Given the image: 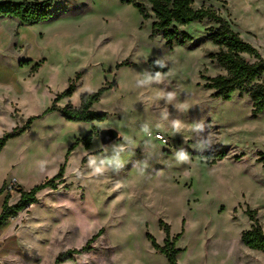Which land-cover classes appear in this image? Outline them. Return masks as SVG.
<instances>
[{"label": "rangeland", "instance_id": "obj_1", "mask_svg": "<svg viewBox=\"0 0 264 264\" xmlns=\"http://www.w3.org/2000/svg\"><path fill=\"white\" fill-rule=\"evenodd\" d=\"M193 1L217 11L264 59V0ZM53 13L33 26L0 18V138L27 128L0 154V214L8 194L10 205L19 201L13 184L30 191L65 168V184L0 228V264H55L101 231L89 251L62 264H168L148 239L164 246L165 226L171 240L181 235L178 264H264L241 242L248 210L264 230V113L253 117L247 94L223 101L205 88L225 74L210 58L218 49L207 30L217 26L179 27L191 44L170 49L151 37L153 17L145 21L123 0H54ZM71 85L72 96L60 98ZM105 87L92 108L107 114L104 122L50 111L78 108ZM104 130L120 139L103 146ZM214 145L227 157L210 165L201 154Z\"/></svg>", "mask_w": 264, "mask_h": 264}, {"label": "trees", "instance_id": "obj_2", "mask_svg": "<svg viewBox=\"0 0 264 264\" xmlns=\"http://www.w3.org/2000/svg\"><path fill=\"white\" fill-rule=\"evenodd\" d=\"M53 1L21 0L19 3L0 2V18L18 20L23 26L37 25L53 16ZM123 2L138 9L145 21L153 17L151 37L162 36L166 46L170 49L191 44L192 38L180 30L179 27L207 21L215 24L216 28L207 30L209 40L218 49L216 54H210V58L216 61L225 74L207 78L204 85L205 88L213 91V97L223 101H230L236 93L247 94L252 103L253 117L257 118L264 113V59L256 48L241 39L240 35L232 29L230 23L223 19L217 11L211 8L196 9L193 0H123ZM146 4L150 6V14L147 12ZM243 56H248L254 59L255 62L249 63ZM110 89L112 88L105 87L96 93L83 95L78 108L68 105L62 111L54 106L50 111H59L67 120L72 122L89 124L104 122L107 119V114L94 112L92 108ZM74 90L75 85H71L60 98H70ZM34 120L35 118L30 119L29 125ZM25 130L27 128L14 130L12 133L3 135L0 138V154L9 140L21 136ZM92 136L93 133L90 132L83 140L86 149L91 147ZM77 145L78 143L73 145L71 150ZM201 155L210 165H216L227 157L226 151L218 145L207 147ZM258 163L264 167V153L259 154ZM64 175L65 168L62 167L53 179L35 186L30 191H24L21 187L14 184L13 190L18 193L19 201L14 205H10L11 196L8 194L5 197L0 214V228L6 226L10 220L17 218L20 213L29 207L37 205L38 195L41 192L45 190L56 191L58 186L65 184ZM4 191V189L0 191V197L4 194ZM246 214L249 216L252 226L249 231L242 234L241 242L249 250L264 254V230L257 220V214L255 211L249 210ZM165 233L167 239L164 246L158 245L150 235H148V239L152 242L154 249L166 257L168 264H178L181 250L176 248V242L181 235L171 240L168 226H165ZM102 234L103 231L90 240L87 246L81 250H69L60 254L55 264L72 261L75 256L89 251L90 246Z\"/></svg>", "mask_w": 264, "mask_h": 264}, {"label": "water", "instance_id": "obj_3", "mask_svg": "<svg viewBox=\"0 0 264 264\" xmlns=\"http://www.w3.org/2000/svg\"><path fill=\"white\" fill-rule=\"evenodd\" d=\"M119 139H120L119 134L113 130H104L100 133V141L103 146L110 145Z\"/></svg>", "mask_w": 264, "mask_h": 264}, {"label": "clouds", "instance_id": "obj_4", "mask_svg": "<svg viewBox=\"0 0 264 264\" xmlns=\"http://www.w3.org/2000/svg\"><path fill=\"white\" fill-rule=\"evenodd\" d=\"M160 78H161V77H160V74H157L155 77H149V80H151V79L159 80ZM169 99H172V94L169 95ZM175 127L179 128L180 125L177 123V124L175 125ZM179 160H181V161H186V160H187V156H186L185 154L181 153V154L179 155ZM90 163H93V164H94V161H91ZM102 170H103L102 168H96V169H95L96 172H101Z\"/></svg>", "mask_w": 264, "mask_h": 264}, {"label": "built area", "instance_id": "obj_5", "mask_svg": "<svg viewBox=\"0 0 264 264\" xmlns=\"http://www.w3.org/2000/svg\"><path fill=\"white\" fill-rule=\"evenodd\" d=\"M158 138H159V139H161V140H163L161 136H160V137H158ZM13 185H14V184H13ZM12 189H13V187H12Z\"/></svg>", "mask_w": 264, "mask_h": 264}, {"label": "crops", "instance_id": "obj_6", "mask_svg": "<svg viewBox=\"0 0 264 264\" xmlns=\"http://www.w3.org/2000/svg\"><path fill=\"white\" fill-rule=\"evenodd\" d=\"M15 3H19V2H15ZM5 19H9V18H5ZM20 23V22H19ZM256 253H258V252H256Z\"/></svg>", "mask_w": 264, "mask_h": 264}]
</instances>
